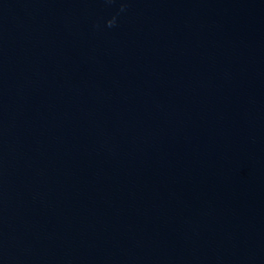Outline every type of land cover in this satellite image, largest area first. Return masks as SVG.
I'll use <instances>...</instances> for the list:
<instances>
[{"label":"water","instance_id":"95a60500","mask_svg":"<svg viewBox=\"0 0 264 264\" xmlns=\"http://www.w3.org/2000/svg\"><path fill=\"white\" fill-rule=\"evenodd\" d=\"M0 264H264V0H0Z\"/></svg>","mask_w":264,"mask_h":264},{"label":"clouds","instance_id":"9594fccd","mask_svg":"<svg viewBox=\"0 0 264 264\" xmlns=\"http://www.w3.org/2000/svg\"><path fill=\"white\" fill-rule=\"evenodd\" d=\"M122 10H123V9H122ZM114 22H115V18H113L112 20L108 21L109 26L113 25Z\"/></svg>","mask_w":264,"mask_h":264}]
</instances>
